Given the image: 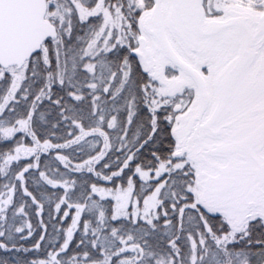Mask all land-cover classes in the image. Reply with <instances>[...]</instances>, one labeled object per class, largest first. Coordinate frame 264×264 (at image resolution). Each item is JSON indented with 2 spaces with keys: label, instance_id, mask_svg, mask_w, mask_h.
<instances>
[{
  "label": "snow or ice",
  "instance_id": "snow-or-ice-1",
  "mask_svg": "<svg viewBox=\"0 0 264 264\" xmlns=\"http://www.w3.org/2000/svg\"><path fill=\"white\" fill-rule=\"evenodd\" d=\"M0 264H264V0H0Z\"/></svg>",
  "mask_w": 264,
  "mask_h": 264
}]
</instances>
